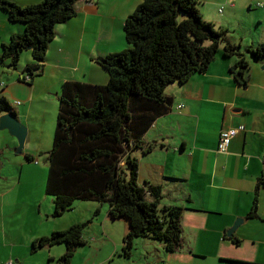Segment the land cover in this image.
Masks as SVG:
<instances>
[{
    "label": "crops",
    "instance_id": "obj_1",
    "mask_svg": "<svg viewBox=\"0 0 264 264\" xmlns=\"http://www.w3.org/2000/svg\"><path fill=\"white\" fill-rule=\"evenodd\" d=\"M10 1L29 5L42 0ZM141 1L77 2L75 15L54 27L40 73L23 82L21 70L2 81L0 95L26 129L17 153L26 164L46 156L51 147L61 85L67 81L106 84L108 75L99 59L124 48V19ZM259 1L249 0L250 4ZM4 15L0 14V44L22 31L20 24L8 22ZM262 32L240 51L249 65L245 86L238 85L229 72L235 58L223 57L221 47L205 72L166 86L164 93L171 99L168 112L154 120L143 135L141 149L131 153L138 161V184L161 186L159 207L182 208L178 251L166 252L160 242L136 238L130 257H122L127 222L111 219L105 204L76 201L52 218V200L45 198L44 185L31 190L32 177L28 172L22 175L20 162L17 175L0 171V264L7 260L60 264L62 244L32 252V242L84 222L83 246L91 240L95 247L88 248L96 252L107 245L109 254L122 264H264V186L255 195L257 180L264 179V59L254 61L246 53L248 47L264 43ZM236 46L242 47V41ZM16 101L19 104L12 105ZM237 126L243 130L231 138L225 152H216L219 132ZM16 145L6 131L0 132V167ZM255 196V215L246 218ZM146 199L150 201L149 196ZM237 220L235 230L226 236ZM38 253H46L42 262L35 258ZM74 263L72 257L69 264Z\"/></svg>",
    "mask_w": 264,
    "mask_h": 264
},
{
    "label": "trees",
    "instance_id": "obj_2",
    "mask_svg": "<svg viewBox=\"0 0 264 264\" xmlns=\"http://www.w3.org/2000/svg\"><path fill=\"white\" fill-rule=\"evenodd\" d=\"M79 1L86 0L29 5L0 0L7 21L22 26L20 33L0 44V61L16 68L20 53L28 50L32 61L22 73L38 75L54 27L75 15ZM198 1L142 0L124 19V48L99 59L108 75L106 84L67 81L60 87L51 147L45 156L44 193L52 200L50 216L59 217L76 201L105 204L111 219L127 222L120 250L124 258L130 257L136 238L160 242L166 252L182 247V208L159 207L161 186L146 183L145 190L138 184V161L131 153L141 149L154 120L168 112L171 99L164 93L166 86L205 72L224 40L223 32L201 17ZM246 53L251 60L264 59V43L248 47ZM222 56L235 58L229 72L245 86L249 65L238 46L223 42ZM9 110L11 105L0 95V115ZM259 186H264V179L257 180L255 195ZM255 212L256 196L246 218ZM86 226L87 222L76 223L40 237L32 242L31 251L62 244L64 253L58 261L69 264L84 245Z\"/></svg>",
    "mask_w": 264,
    "mask_h": 264
},
{
    "label": "rangeland",
    "instance_id": "obj_3",
    "mask_svg": "<svg viewBox=\"0 0 264 264\" xmlns=\"http://www.w3.org/2000/svg\"><path fill=\"white\" fill-rule=\"evenodd\" d=\"M250 3L249 0H232V4L226 3V0H199L196 7L204 21L212 23L215 29L223 32L224 40L220 43V48L225 41L230 43L236 41L234 45L242 41V47L239 46L238 51L243 52L245 50V46L243 45H246L251 38L256 37L258 34H263L262 31H264V8H256L254 7L255 4ZM0 14L4 15L3 13ZM7 40L8 37L5 38L4 42ZM247 56L250 58L249 55ZM31 61L30 52L28 50L20 53L16 68L9 67L8 61H0V84H2V81H5L6 78L18 76L20 71L23 70V67ZM103 70L106 71L105 69ZM5 159H7V161L5 160V165L0 167L2 173H11L13 171L17 175L21 167L20 162H22L24 164L22 175L28 172L32 177L31 182L28 184L30 189L35 190L38 189V187H43L47 169L45 156H36L37 164H34L33 161L26 164L22 156L14 152H10L9 157H5ZM16 160H18V162H16ZM44 196L45 198H50L49 196ZM94 230H96V228ZM89 246L94 248L95 244L89 240L85 246L80 247L74 252V264H122V261L115 259L109 254L110 248H108L107 245L96 252L93 251L92 248L90 250L88 248ZM45 254L46 253H38L35 258H39V261L42 262ZM149 259L155 260L153 257ZM46 262L47 260L45 259L44 263Z\"/></svg>",
    "mask_w": 264,
    "mask_h": 264
},
{
    "label": "water",
    "instance_id": "obj_4",
    "mask_svg": "<svg viewBox=\"0 0 264 264\" xmlns=\"http://www.w3.org/2000/svg\"><path fill=\"white\" fill-rule=\"evenodd\" d=\"M264 69V65L262 67ZM0 130L6 131L7 134L16 140V146L11 148L12 152L20 153L23 143L26 138V129L17 120L14 113L9 110L0 115ZM145 190V185L142 186ZM240 220L235 221L229 230L226 231V236H229L239 224Z\"/></svg>",
    "mask_w": 264,
    "mask_h": 264
},
{
    "label": "built area",
    "instance_id": "obj_5",
    "mask_svg": "<svg viewBox=\"0 0 264 264\" xmlns=\"http://www.w3.org/2000/svg\"><path fill=\"white\" fill-rule=\"evenodd\" d=\"M255 7L257 8H264V0H261L257 3H255ZM31 77L26 74V73H22L21 76H20V80H22L23 82H28L29 79ZM19 102L16 101L14 102L12 105H18ZM243 130V127L242 126H237L235 128H229V129H226V130H221L218 134V140H217V145H216V152H219V153H223L226 151L227 147H228V144H229V141L231 140V138L237 134L239 131H242ZM34 164L36 162H33ZM3 264H15L13 261L11 260H7L5 261Z\"/></svg>",
    "mask_w": 264,
    "mask_h": 264
}]
</instances>
